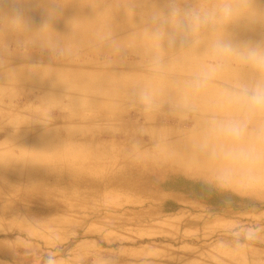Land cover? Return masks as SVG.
I'll use <instances>...</instances> for the list:
<instances>
[{
    "label": "rangeland",
    "instance_id": "374dc122",
    "mask_svg": "<svg viewBox=\"0 0 264 264\" xmlns=\"http://www.w3.org/2000/svg\"><path fill=\"white\" fill-rule=\"evenodd\" d=\"M35 1L42 7L51 2L0 0V264H41V256L50 250L55 251L59 264H180L172 249L161 258L145 252L150 248L152 253L159 252L166 244L181 249L159 235L155 219L171 217L188 206L205 218L198 240L194 237L188 242L201 254L213 251L219 242V236L206 232L208 222L221 219L227 223L221 243L230 242L229 228L236 223L262 225L255 216L264 215V188L231 196L208 190L211 167L186 141L195 133L185 136L183 132L194 120L199 128L193 131L199 133L202 116L177 119L163 108L152 114L154 124L144 129L140 124L146 121L142 118L146 112L134 101L108 96L109 82L102 75L83 84L73 79L78 70L107 71L109 57L74 64L30 44L17 48L16 37L9 31L13 21L1 17L14 3L24 9L27 3H32L29 7L38 4ZM61 2L65 8L52 25L53 35L63 19L66 24L59 34L63 36L80 30L79 18L84 24L92 23L94 19L83 13L92 3H113L105 9L107 29L99 28L94 38L144 26L140 16L134 22H123L117 14L129 5L136 8L140 1ZM43 16L36 15L35 25ZM242 35L255 34L242 29ZM123 41L126 49L121 59L129 67L122 64L110 73L141 75L140 52L127 35ZM11 68L16 75L9 78ZM50 71L53 79L45 77ZM44 79L51 85L42 83ZM53 82L65 83L70 90L63 91ZM48 110L52 121L38 124ZM117 110L125 114L121 120L132 122L110 131L107 116ZM251 246L264 251V244L254 242L246 247Z\"/></svg>",
    "mask_w": 264,
    "mask_h": 264
},
{
    "label": "clouds",
    "instance_id": "9594fccd",
    "mask_svg": "<svg viewBox=\"0 0 264 264\" xmlns=\"http://www.w3.org/2000/svg\"><path fill=\"white\" fill-rule=\"evenodd\" d=\"M64 8L61 0H51L35 25L12 4L7 14L17 48L30 44L60 59L64 41L53 36L52 25ZM142 19L144 77L132 84L135 104L150 114L167 108L177 119L202 116L193 147L211 167L209 191L231 196L264 188V0H161ZM242 29L255 35L240 38ZM102 42L113 54L125 51L110 31ZM15 75L11 68L8 77ZM52 119L48 110L37 123ZM229 231L230 242L221 247L233 250L245 249L261 234L258 226L244 223ZM41 264H59L55 251L45 252Z\"/></svg>",
    "mask_w": 264,
    "mask_h": 264
},
{
    "label": "bare ground",
    "instance_id": "6f19581e",
    "mask_svg": "<svg viewBox=\"0 0 264 264\" xmlns=\"http://www.w3.org/2000/svg\"><path fill=\"white\" fill-rule=\"evenodd\" d=\"M134 1H140L139 5H137L136 8L133 7L134 5H129V7L127 9L123 10V13H117L120 16V19L123 20V22H125L126 20L129 22H134L138 18V16L142 17V14L146 9L154 7L158 4V2L155 0H153V1H151V0H134ZM35 2H37L38 4H35L32 7H29L32 5V3H27L26 5H28V6L25 5L26 7H24V12H25L26 18H29L32 21H34V19L36 18V15L44 14L45 9L47 7V6L42 7V3L39 1H35ZM112 4H113L112 2L111 3H99V5L92 3V4L85 6L83 9V13L85 15H90V17L94 19V21L92 23L84 24L83 19L79 18L81 21H76V24L80 25V30H78L76 32H72L66 36H63V35H59L61 27L66 24V20L63 19L59 22L58 26L55 28L56 30H55V34L53 36L60 37L64 41V53H63V56L61 57L62 60H70L74 64H77V63H86V61H88V60L99 61L102 59V57L104 58L105 61L108 57L110 58L109 61L105 62V64L109 65V67H106V69H108L107 71H103V72L97 71L95 73H87V72L78 70L77 71L78 75L74 76L75 78H73L74 80H76L75 82L83 84V83L87 82L89 80V78H93L96 75H102V77H104V80L109 82L107 84L108 89H109V93H108L109 95L108 96H111L112 98H117V99H126L129 101H134L132 98V95H131V88H132V84L135 80H130V79L143 78L144 77V71L142 73H140L141 75H133L132 71H124V72L118 73L117 70H116V72H117L116 74L110 73L111 70H112V72H114L113 70H115L117 67L121 66L122 64L126 65L127 67H129V64L123 63V61L121 59V55L113 54L107 47H105V45L102 42V37L101 38H94V36L97 33L99 28L100 29L102 27L105 28L108 25V22H106L107 21V16H106L107 10H105V9L108 6L112 7L113 6ZM9 7L5 8L6 11L4 10V12H3L4 15H2L1 18H4L6 20H7V18H9V16L7 14V10ZM132 25H135V24L133 23ZM143 28H144V26H142V27L135 26V27H131L130 29L121 30L120 33L112 32V35L116 39L121 41L122 44L125 43L123 40H124V36L127 35L128 41H130L131 45L134 46V49H136L137 51H139L141 53L142 39H143ZM105 29H107V28H105ZM52 33H54V32H52ZM2 38L3 37H0L1 40H2ZM241 38H245L244 35H242ZM127 52H129V51H127ZM127 52H126V54H127ZM140 53H138V54L141 55ZM80 67H81V65H80ZM89 69H91V68H89ZM50 76H48V78H50ZM53 78H50V79H53ZM128 78H130V79H128ZM48 81H49L48 79H44L41 82L46 84V85H51V84H49ZM53 83L55 86L59 87L63 91L70 90V86L65 84V83H57V82H53ZM80 84H78L77 87L80 90H82L83 88L81 87ZM90 94L93 95L92 93H90ZM137 114L141 115L140 112ZM145 115H146V117L139 116V117H142L146 120L145 122L140 124L144 129L152 126L154 124L153 118H155L150 113H146ZM122 116H125V114H123L120 110H117L115 115L113 112H112V114H109L107 116V119L109 121V123H107V126H109L108 130L117 131L120 127H126L130 122H132V121L128 122L125 120H121ZM136 117H138V116L137 115L133 116V118H136ZM118 118H120V119H118ZM83 119L84 118L80 116L79 120L84 123ZM196 128H199L198 123L196 121L192 120V123L190 124L189 128L186 130H183L185 136H188V135H186L187 132L195 133V134L189 135V137H186V141H187L189 146L194 145V141L196 140L197 136L199 135V133H196L195 131H193V130H196ZM149 131H152V128L147 130L146 133H148ZM153 139H156V138H153Z\"/></svg>",
    "mask_w": 264,
    "mask_h": 264
},
{
    "label": "crops",
    "instance_id": "0c3cea01",
    "mask_svg": "<svg viewBox=\"0 0 264 264\" xmlns=\"http://www.w3.org/2000/svg\"><path fill=\"white\" fill-rule=\"evenodd\" d=\"M193 211H195L194 207L188 206L185 209L179 210L171 217L159 216L155 219V221L158 222L159 235L162 238H168L176 245H181V249L187 248V252L182 251L179 246H169L166 244V246H160L159 252L152 253L150 248L145 254H149V256L153 254V256L160 257L165 254L164 251L172 249L171 252L176 251L175 260L181 261L180 264H264V251H254V247L252 246V249L246 247L243 250L221 247L223 230L227 228V223L221 219L208 222L209 226L206 232L208 231L214 236H219V242L215 245L213 251L208 252V254H201L196 249L194 250L196 246L190 245L188 242L189 240L192 241L194 237L198 240L201 235L200 223L203 222L205 218L194 214ZM255 218L258 219L257 224H262L259 227L261 229L260 239L256 241V243L264 244V215H257ZM168 258H171L170 255L166 256V259Z\"/></svg>",
    "mask_w": 264,
    "mask_h": 264
}]
</instances>
